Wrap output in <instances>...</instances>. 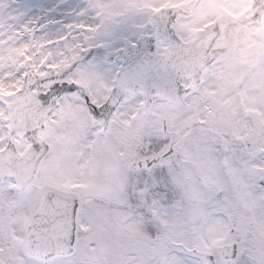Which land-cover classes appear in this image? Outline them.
Returning <instances> with one entry per match:
<instances>
[{
  "label": "snow or ice",
  "instance_id": "obj_1",
  "mask_svg": "<svg viewBox=\"0 0 264 264\" xmlns=\"http://www.w3.org/2000/svg\"><path fill=\"white\" fill-rule=\"evenodd\" d=\"M0 264H264V0H0Z\"/></svg>",
  "mask_w": 264,
  "mask_h": 264
}]
</instances>
